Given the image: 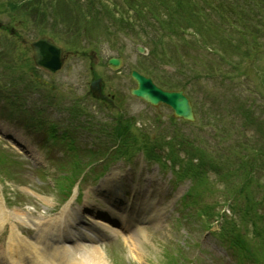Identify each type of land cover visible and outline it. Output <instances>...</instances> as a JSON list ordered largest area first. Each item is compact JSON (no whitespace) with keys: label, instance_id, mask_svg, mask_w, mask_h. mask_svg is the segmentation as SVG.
Masks as SVG:
<instances>
[{"label":"rangeland","instance_id":"rangeland-1","mask_svg":"<svg viewBox=\"0 0 264 264\" xmlns=\"http://www.w3.org/2000/svg\"><path fill=\"white\" fill-rule=\"evenodd\" d=\"M235 2L238 3V8H242L243 5H252V7H256L257 5L254 0H213L215 6H222V9H219V13L226 22L225 26L227 28V33H229L228 35L234 37L242 30L240 25H235L234 23L236 19L235 17H237L236 14L233 12L228 13V11H230V7L233 6ZM211 13L215 15L217 14L215 12ZM110 15L112 14L105 11L99 13V18L105 25L92 20V13L91 16L85 18L84 22L80 23V25L75 24L74 21V23L72 22L69 24L67 20L68 17L63 18L62 22L64 26L58 29L56 38L60 41L61 46L74 56L68 59L66 67L63 69L62 73L58 75H51L48 72H42L43 77L46 80H51L55 84L56 91L51 94L58 92L62 94H59V98L61 99H59V101L55 104L50 102V97H52V95L44 89H41V94H31L32 99H30L31 97L26 92V71H24L23 68L19 69V71H15L14 69L8 68L7 64H2V66H0V107H2L1 109L4 108L2 110L3 115H9V110H7L5 106H9L8 103H12L13 99L19 102V95L23 100L24 106H31L27 108L29 109L28 112H30V114H36L34 111L37 110L38 106L46 104L44 98L47 97L48 105L44 107L45 111L41 115L47 120L46 122L57 119L56 111L61 109L66 112V118H70V121L75 120V117L70 114V110H67L66 107L71 104L72 98L81 99L87 91L88 87L86 83L89 79L91 61L87 58H76L77 56L74 53H91V51H96V48H99L101 52L98 49L97 50L101 55H97L96 60L98 62L96 63H98V65H96V72L102 76L106 84V91L111 93L112 98L108 103H106L107 105H104V108L107 110L99 107L100 104L93 99L80 101L85 113L90 114V116L92 115V119L90 117L88 120L90 119V122L94 123L103 122V124L109 129L110 126L113 125L110 123L114 122L113 119L108 118L109 114L116 116H121L123 114L128 117L134 115L137 119L135 123L136 129L132 127L133 130H131L130 134L134 131L135 134L139 135L140 139L151 138V140H155L156 138L158 143L160 142L161 145L163 144V141H160V137L165 135L166 139L171 138L177 152L181 155L182 147H185V145L183 143L179 144V140L176 137L178 136V138H180L183 136L181 133L185 132V130L187 131L189 127L180 128L178 130L175 124L168 121V117L172 114L170 109L164 106L154 109L141 100L134 98L130 94V89L134 87V82L130 77L131 69L141 67L146 68L147 66L152 68L156 64V57H146L137 53L135 43L137 42L138 37L134 32L131 33V31H123V28L118 31L112 32V29L109 31L108 29L111 28V25L117 24L114 19L111 20L109 18ZM0 17V20L7 25L8 18L3 15ZM258 19L261 26H263V29L260 31L258 37L259 42L254 41L253 44H251V28L245 29L244 32L249 37L247 38L248 41L243 50H240L241 52H236V58L239 60L237 66L230 68L224 63L219 62H216L214 65H210L211 68L215 69L214 73H216V76L215 78H211L209 82H206L205 84H207V86L204 87L207 92L212 91L208 94V99L211 102H222L223 109L225 108L226 110L232 108L234 103H230V98L227 100L225 97H223L222 101H218L216 99V95H214V97L212 96V94L215 93V90H220L221 86L223 87L222 90H230V88H232V90L236 93H239V98L242 100L249 97L250 89L253 85H255L254 95L257 96H254L253 98L254 102L245 100L247 104H243L238 113L235 116L232 115V117L246 123L247 125L249 124V121H258L257 118H259L263 121L260 122L262 124L261 130L256 131L253 127L250 128L248 126L238 127L231 130L228 128V123L226 121L223 122L224 129L222 128L224 134L228 132L227 130H230V137L234 142H232L233 148L235 147L239 151L243 150L244 153L248 152L252 155V148L259 147L258 143L260 145L264 142V138H261L260 134L261 131L264 132V100H260L261 97L264 98V85L262 84V79H264V13L260 15ZM75 25L81 29L79 30V28L75 27ZM69 26L73 27L69 29L68 33H66L65 30ZM26 28L29 30L24 31L25 27L19 30L22 33L21 35L29 39L36 38L32 27L28 26ZM114 28L119 29L116 25ZM85 29H87V31H85ZM90 29L91 31H89ZM79 33L80 36L78 37ZM108 35H111L112 38H108ZM255 35H257V33ZM9 38H11L9 33L0 31V40L2 41L1 48L5 46V43L10 44L7 48H4L5 50L0 48V56L2 54L5 55L4 62L11 65L17 60V58H24L27 55L25 53L22 54L23 52L20 51V48L23 47H19V45L17 46L19 42L16 44V39H13V43L15 44H11L12 40ZM257 42V49H259L260 52L253 51ZM14 45H16L17 48H13ZM7 51L9 53H7ZM121 54L125 57V66L122 68V72L117 73L105 67V63L111 56H118ZM102 58H104V60H102ZM157 58L159 59V57ZM202 64V61H200V66H202ZM170 67L172 68V66ZM171 68L166 67L164 69L171 72L173 70V68ZM201 68L204 69L206 67L203 66ZM244 70L247 71L248 78L245 79L244 74L240 80H238L237 77H234L235 80H231L229 78L231 77V74L235 75L237 73L236 71ZM223 71L224 76L221 78L217 77V73L223 74ZM240 73L242 72H239V74ZM255 74H260L262 78L257 77ZM195 89L199 91V86L195 85ZM46 95H50V97ZM258 96L260 97L259 99L257 98ZM33 97H35L36 100H41L39 105L35 104ZM229 97H231V95ZM26 100L28 101L27 104L25 102ZM246 111H249L250 115H246ZM158 113L162 115L161 121H158L155 118ZM65 116L63 120H67L65 119ZM18 117L24 118V116ZM201 117L202 119L205 118L211 124L209 126L203 125L205 130H201L200 127H194V132L204 135L205 137H211L210 135L214 132L216 134H220L219 130L214 125L215 120L212 118L211 113H203V115L201 113ZM117 119L118 118H115V120ZM20 120L21 119L18 118V122ZM69 120L65 121L64 124L61 123V129L67 127L66 123H70ZM0 121H2V119H0ZM84 121L87 120L80 119L78 123L75 121L74 126H76V124L80 125V123ZM26 123L27 122L22 119V122H19L18 125H13V127L24 132H30L29 138L38 146L34 156L23 153V149L17 145L12 147L14 143L12 141H8V139L4 138L0 134V156H2L1 161L3 162L0 163V198L4 197L5 205L8 207L11 206V209L18 206L24 207L29 204L33 206L34 209H46L48 212L58 203H62L64 199V194L59 188V181L65 182L64 174H67L68 176L71 174L73 164L72 161L74 159L71 154L69 156H63L67 153L65 143H60V145H52L51 142L42 144L44 143L42 139L46 136V130H33L31 126L25 127L24 125H26ZM236 123L240 124L241 122L236 121ZM2 124L10 126L9 123L4 121ZM218 125L221 126L222 121H218ZM74 126H72L71 129H73ZM137 129H144L149 132L147 134H143V132ZM83 130L85 131L86 128H83ZM143 135H145V137ZM75 137L81 147L92 145V137H90L91 139H88L82 133L75 135ZM106 139L107 137L105 135L101 136L102 142H107ZM185 139L188 141L190 140L187 137H185ZM38 142H40V146ZM45 145L47 147H45ZM203 145L208 148H214L209 145L206 140L203 142ZM103 148L106 149L105 146H103ZM19 151L22 154H20ZM164 152H166V150ZM82 159L84 162L87 161V157L85 156H82ZM31 160L35 163V165L31 163ZM60 165H63V167H60ZM115 167L117 166H112L107 175L110 174ZM119 167L121 172L125 175L124 178L126 180L124 181H128L126 187L129 188L134 183H138L140 190H138L137 196L139 198L150 197V199H153L154 205H157L161 209V219L158 222H154L152 225H149L148 228L141 233L133 232L134 234H121L119 238L115 239L113 244L104 247L107 259L110 264H129L127 262H130V264H159L157 261L164 260L162 259V246L166 243L169 245L171 242L176 243L177 240L181 239V235L174 231L172 227V214L178 213L179 203H176V201L179 199L181 191H184V189L190 185V182L186 181L184 184L179 185L178 188L168 185V181L174 178L172 170L167 169L161 171L160 168H157L156 164L150 165L145 160H142V156L136 158L135 165H127L121 161L119 162ZM100 169L101 166L98 170ZM232 174L236 177L233 179H231V177L227 179L228 181L226 185L216 181L214 186H216L219 191L220 189L227 191L243 181V174H240L239 172H233ZM263 174L264 172L262 175L258 174V177L264 183ZM93 184L92 177H90L88 181L82 182L80 186L84 193L83 202L76 201L74 203L79 205L81 208L95 205L101 197L95 193V188L93 187H96V185ZM77 189H79L78 186L75 188V193L73 194L72 199L75 198ZM34 190L38 191V193H40L43 197L51 199L52 202H47L42 198V201H39L40 203H38V200H35L36 197H33L32 195H35ZM219 195L221 197L220 199H223L221 196L222 194L219 193ZM72 207H74V205ZM31 213L32 216H34V210H31ZM215 228H217V226ZM1 231L0 243H5L9 232L7 231L5 225ZM195 239H197L199 243V247L196 246V248L198 247L200 251L202 249L204 251L203 255L210 252H215L214 255L220 254L219 246L214 238L209 236L208 233H200ZM192 252L193 251L190 252V255H192ZM205 260L206 264H215L210 260L209 256Z\"/></svg>","mask_w":264,"mask_h":264},{"label":"trees","instance_id":"trees-1","mask_svg":"<svg viewBox=\"0 0 264 264\" xmlns=\"http://www.w3.org/2000/svg\"><path fill=\"white\" fill-rule=\"evenodd\" d=\"M81 1V0H76ZM170 3L164 2V0H117L112 1V8L113 13L109 16L111 20H117L120 22L119 26L125 27V29L131 30V25L133 23H130V16L128 11L129 8L134 10L133 15H137L140 17H143L148 24H151L150 19L153 17H156L158 14L156 13L159 8H163V5H166L168 7L167 10H169V14L167 17L166 22H161L162 29H165V31L168 30L169 33H172L174 35L177 34V27L180 24H184L188 26H194L199 33L202 34V36H216L217 29L215 28L214 24H212L211 20L208 19L206 22L205 20L201 21L204 22L200 24V15L205 14V7H199L197 2H202L206 5H211V0H204V1H198L196 2L193 0H167ZM73 0H17L15 2L9 0L7 4L9 5V8L11 11H22L25 12L24 14L21 12L22 15H32L39 19L40 25L42 26V29H47V25L44 23L45 19L48 18L49 15L52 17H58L60 15H64V13H68L70 15V12L74 9V4H71ZM88 5H92V20H96L98 23H101L104 25V22L99 18V12L104 11V9H108L110 7L109 2H104V0H86V3ZM172 2V3H171ZM4 3V2H3ZM2 3V6L4 5ZM163 5H161V4ZM97 6H100L98 8ZM238 3L235 2L233 6H231L232 11H236L240 8H238ZM102 8V10H100ZM165 8V7H164ZM246 8V7H245ZM257 8V7H256ZM212 9H217V6L212 7ZM244 9V8H243ZM242 12V11H241ZM119 16V19L117 18V15ZM40 16V17H39ZM121 123L119 125H116L112 130V135L114 137V140L121 144L122 147H124L126 150L130 146L132 139L127 135L129 131L131 130L129 127V124L127 121L126 123L120 121ZM134 141H136L134 139ZM264 148V147H263ZM263 148L259 149H253L254 155H248L249 153H244L243 160L238 161L240 163V167L236 168L234 171L237 172V170H242L244 173V181L243 184H237V187L234 188L235 196L237 198V194L246 193L247 202H250L249 200H252L253 203L251 204L252 208L254 207V210L259 208L258 206L262 205L264 203L263 200H254V198L249 193V186L254 179L250 178V175H254L256 172L257 165L264 163V150ZM236 156L233 154L232 159H234ZM230 160V163L232 162V165H236L237 163ZM249 199V200H248ZM250 206V204L248 205ZM257 213V212H256ZM264 216V214H261ZM264 218H257L254 220L253 227L255 230V233L258 237L264 238ZM262 230V231H261Z\"/></svg>","mask_w":264,"mask_h":264},{"label":"bare ground","instance_id":"bare-ground-1","mask_svg":"<svg viewBox=\"0 0 264 264\" xmlns=\"http://www.w3.org/2000/svg\"><path fill=\"white\" fill-rule=\"evenodd\" d=\"M18 139L25 143V141L21 140L20 136H18ZM117 182L118 181H116L115 177H113V179L110 177L104 181V184L101 185V189H105L107 186L108 189H111V187L116 186ZM114 194L120 195V192L117 191L114 192ZM114 199L116 198H112L111 200L114 201ZM111 211L115 215L119 214L116 211ZM6 215H9V212L0 201V218L4 219ZM20 217L21 214H18V218ZM21 218H24L25 222H29L28 217L25 218L22 216ZM68 222H65V225L61 228H50L48 225H45V227L40 228L41 232L38 233V238L34 242H32L26 236H23V233L17 229V226L12 224L8 246L6 249V257L8 258L10 264H110L102 247L96 244V238H98L100 235L98 233H89L92 229L84 227L80 220H78L77 223L69 222V225L72 224L71 226L76 228V231L74 230L75 232L69 229L70 236L74 237V235L79 233H86L87 237L89 236L91 238L93 234L96 236L93 239L92 246L89 248H84L83 255L80 254L82 255L81 257L85 258L84 262L76 261L74 259L75 254L69 256L67 247H62L59 243L61 239L69 237L68 229H66ZM34 225L37 227H42V224L39 222H36ZM78 230H80L79 233Z\"/></svg>","mask_w":264,"mask_h":264},{"label":"water","instance_id":"water-1","mask_svg":"<svg viewBox=\"0 0 264 264\" xmlns=\"http://www.w3.org/2000/svg\"><path fill=\"white\" fill-rule=\"evenodd\" d=\"M34 49V59L36 63L53 72L59 70L63 64V50L58 47L50 38L41 37L32 43ZM140 52H145V49L138 47ZM109 66L113 69H118L122 65L121 58H112L109 61ZM132 77L135 80L137 87L132 89L131 93L145 101L158 105L166 103L175 110V116L194 119V113L189 99L184 95L183 91H164L157 87L153 81L139 74L137 71H132ZM99 80L93 83V87L97 88Z\"/></svg>","mask_w":264,"mask_h":264}]
</instances>
